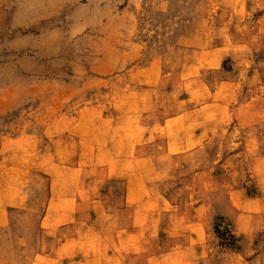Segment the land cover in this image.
<instances>
[{
    "label": "rangeland",
    "instance_id": "1",
    "mask_svg": "<svg viewBox=\"0 0 264 264\" xmlns=\"http://www.w3.org/2000/svg\"><path fill=\"white\" fill-rule=\"evenodd\" d=\"M0 264H264V0H0Z\"/></svg>",
    "mask_w": 264,
    "mask_h": 264
}]
</instances>
